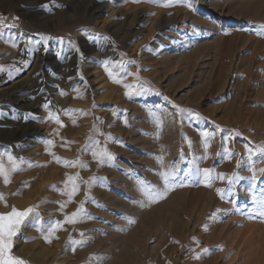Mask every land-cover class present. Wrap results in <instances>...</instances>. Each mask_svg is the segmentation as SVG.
<instances>
[{
	"label": "rangeland",
	"instance_id": "1",
	"mask_svg": "<svg viewBox=\"0 0 264 264\" xmlns=\"http://www.w3.org/2000/svg\"><path fill=\"white\" fill-rule=\"evenodd\" d=\"M192 5L0 0V17L16 25L0 28L8 49L0 56V159L10 168L6 153L18 162L23 158L9 183L0 177V213L12 207H35L38 213L13 238L12 255L26 264H112L115 259L119 264H264V219L247 215L253 207L250 196L264 190V154L256 150L264 146V36L256 34V26L264 24V0H192ZM11 32L25 37L44 33L63 37L65 43L52 39L44 47L18 38L12 47ZM69 40L75 47H69ZM105 61L114 76H124L122 83L109 77ZM141 82L153 91L125 95L123 84ZM46 101L63 127L48 119ZM173 105L189 110L182 123ZM66 109L82 111L66 115ZM247 109L256 117L245 126ZM27 113L34 116L25 120ZM204 131L210 134L207 148ZM108 134L106 147L116 159L101 166L91 156V147L96 140L103 147ZM53 154L79 159L88 167L65 166ZM173 165L186 186L148 205L138 183L145 180L163 190L158 173ZM250 167L262 169L255 188ZM197 168L212 170L211 187ZM219 173L240 177L224 199L216 190L229 185L215 178ZM77 175L82 181L107 179L90 189L97 203L85 202L89 186L80 183L72 202L61 209L68 199L61 194L65 181ZM82 202L95 218L64 224L56 238L46 242L47 229ZM131 253L138 263L128 258Z\"/></svg>",
	"mask_w": 264,
	"mask_h": 264
},
{
	"label": "snow or ice",
	"instance_id": "2",
	"mask_svg": "<svg viewBox=\"0 0 264 264\" xmlns=\"http://www.w3.org/2000/svg\"><path fill=\"white\" fill-rule=\"evenodd\" d=\"M133 3H139L140 0H132ZM149 2L153 3H159L160 5L164 7H170L174 6L175 4H183L188 6L189 8H192V0H149ZM8 28L9 30L16 27V25L13 24H5L4 18L0 17V28ZM256 34L258 36H264V24H259L256 26ZM18 38H24L25 42L31 45L35 46H44L47 47L48 43L52 39H56L59 43L63 44L65 43V40L63 37L54 38L51 37L48 34L44 33H36L35 36H26L24 33L17 34L16 32L10 33V38L8 42L11 44L12 47H17V39ZM98 39H108L107 37H99ZM67 44L69 47H75L72 44V41H67ZM76 51L79 52V49L76 48ZM129 63H133L132 61H129ZM105 70L108 72V75L110 78L113 79L115 83H122V80L124 79V76H114L113 72L109 70V64L107 61L104 62ZM4 70V66H0V71ZM126 75H132V73H126ZM71 79V78H69ZM81 80H83V77L81 76ZM55 87L59 88L58 85H55ZM123 87L126 89L125 95L131 98L133 95H141L146 92L153 91L150 87L147 86L146 82H141L139 84H123ZM43 91V89H41ZM61 95H64L65 93L61 91ZM159 94V93H157ZM165 100H168L167 97H164ZM171 103V102H170ZM50 104L51 101H46V103L43 105L45 109H49V117L48 119H55V122L59 124L61 127H63L62 121L59 119V116L55 113H53L50 110ZM176 114L181 117V123L183 122V116L190 114L189 110L181 108L178 105H173ZM74 111H82V110H73V109H66L65 114H71ZM150 115L156 117V113L154 111H150ZM34 116L33 113H27L25 115V120L28 119V117ZM75 123V121H73ZM156 124L157 127H162V121L157 117L156 118ZM102 134V133H101ZM202 137L204 138L205 148L208 146V138L209 133L207 131H204L201 133ZM236 135H239V133H236ZM111 138V134H108V137L106 138L105 145L103 147L100 146V141L96 140L93 142V145L91 147V156L93 159L101 166L104 164L111 165V162L116 159L115 155L107 150V139ZM157 138H159L157 134ZM47 144H52L53 142L51 140L46 141ZM70 143V142H69ZM189 146H191V141H189ZM88 147L85 148V151H88ZM260 153L264 154V146L258 147L256 149ZM231 153H229V156ZM6 158L8 163L11 165L10 168L6 167L3 160L0 159V177H3V180L5 184L10 182V176L11 173L19 170V164L23 163V158L19 159V162L17 161V158L11 153H6ZM53 158L56 160L57 163H61L65 166L75 167L79 165L80 168H87V163L80 161L79 159L75 161L71 160H64L60 157H56L53 154ZM158 162L161 164L163 163V157H157ZM239 163V162H238ZM31 166V165H30ZM252 172L251 176V182L252 187L255 188L257 184V172L254 169V167H250L249 169ZM264 171V170H262ZM197 172H202L204 175V180L206 182V186L211 187V180L214 178L212 176V170L211 169H199L197 168ZM191 170L185 173V175H190ZM158 175L162 179V183L164 185L163 190L160 188L152 185L150 182H147L145 180L140 181V187L139 191L141 194L146 198L147 204L157 203L160 200L166 198L168 191L173 190L176 187H183L186 186L184 182L179 181V171L175 168L173 165L170 168H162ZM221 181H227V184L229 187L227 189H217V194L220 196L221 199L225 198L226 192H231L232 186L234 183L240 179L237 175L228 176L225 173H219L217 174V177ZM106 177H91L88 181H82L80 180L79 176L77 177H68L65 181V190L61 192L62 195H66L68 197L67 201L60 204V208L64 209L67 205V203L72 202L74 196L79 192V185L80 183H86L89 186V191L85 192L86 201L91 200L93 203H97L93 198L90 196V189L91 187L98 183L99 181L106 180ZM68 185H71V187H68ZM0 199H3L2 194H0ZM253 207L251 211L247 213L248 217L250 219L253 218H260L264 219V190H261L260 194L253 193L251 196ZM85 202H82L81 205L77 208V210L70 215H66L63 221H55L54 224L47 229V232L44 234L43 238L46 242L51 243V238H56L54 234L56 231L61 229L64 224H76L82 222L84 219H94L95 217L91 216L87 213V210L84 208L83 204ZM133 203H139L141 207L147 206L143 201H133ZM97 206H99L97 204ZM219 211V210H218ZM33 214L38 216V213H36L35 207H28L23 210H18L16 207H12L11 211L8 213H0V264H26V262L18 257H15L12 255V247H13V238L18 234L20 231L21 226L25 223V221L32 216ZM129 223H134L135 221L131 218H128ZM37 224H39V220L37 221ZM207 228V225L204 226ZM84 234L81 233V236ZM73 245L83 243V241H73ZM73 251H75V247H73ZM205 252L208 251V249H204ZM199 258V257H197Z\"/></svg>",
	"mask_w": 264,
	"mask_h": 264
},
{
	"label": "bare ground",
	"instance_id": "3",
	"mask_svg": "<svg viewBox=\"0 0 264 264\" xmlns=\"http://www.w3.org/2000/svg\"><path fill=\"white\" fill-rule=\"evenodd\" d=\"M262 16V15H261ZM260 20V19H259ZM157 29H159V28H157ZM5 47H6V45H5V41H4V39H3V37L1 36V34H0V56L4 53V52H6L7 50L5 49ZM257 47V46H256ZM255 49V48H254ZM6 50V51H5ZM39 57V56H38ZM174 64V63H173ZM208 75V74H207ZM206 79V78H205ZM21 81V80H20ZM32 81V80H31ZM23 82H24V80H23ZM22 82V83H23ZM28 82H30V81H28ZM32 83H33V81H32ZM17 84V83H16ZM26 85H28V84H26ZM25 85V86H26ZM23 86V85H22ZM24 86V87H25ZM30 86V85H29ZM27 88V87H26ZM30 89V88H29ZM33 89V88H32ZM19 90V89H18ZM29 91V90H28ZM27 91V92H28ZM22 92V91H21ZM20 93V92H19ZM248 95V97H249V95H250V93H247ZM21 96V95H20ZM24 96V95H23ZM22 96V97H23ZM22 99V98H21ZM12 100V99H11ZM235 100V99H234ZM9 102V101H8ZM15 102V101H14ZM237 102V101H236ZM15 103H17V102H15ZM249 103V102H248ZM12 104H13V102H12ZM34 106V105H33ZM244 107V106H243ZM97 113V112H96ZM246 114H244V115H246L245 116V120L243 121V120H241V121H243V122H245V124H242V125H245V126H248V125H250V124H252V121H253V119L256 117L255 116V113L252 111V110H250V109H247V112H245ZM234 116V115H233ZM235 117H237V116H235ZM244 117V116H243ZM263 118V117H262ZM258 120V119H257ZM264 121V120H263ZM261 123H263L262 121L260 122V124ZM254 124V123H253ZM254 125H256V124H254ZM264 125V124H263ZM244 126V127H245ZM260 126V125H259ZM249 127H251V126H249ZM31 128V127H30ZM40 129V128H39ZM257 129V128H256ZM251 139V138H250ZM170 140V139H169ZM260 140V139H259ZM172 141V140H171ZM174 141V140H173ZM162 143H164L163 141H162ZM259 143V142H258ZM264 143V142H263ZM257 145V144H256ZM260 146V145H259ZM122 152V151H121ZM256 152V151H255ZM118 153V152H117ZM126 156H127V154H126ZM261 157V156H260ZM133 158V157H132ZM130 160V159H129ZM259 162V161H258ZM150 164V163H149ZM248 164V163H247ZM260 165H261V167L263 168V164H261V163H259ZM155 166V165H154ZM257 166H259V165H257ZM164 167H165V165H164ZM256 167V166H255ZM260 167V168H261ZM155 168V167H154ZM260 168H259V170H260ZM153 169V168H152ZM247 170H248V168H246ZM244 170L245 172L247 171V170ZM254 169H256V168H254ZM234 170V169H233ZM258 170V171H259ZM262 170V169H261ZM260 170V171H261ZM258 171H257V169H256V172L258 173ZM234 172V171H233ZM133 173V172H132ZM252 173V172H251ZM250 173V174H251ZM123 174V173H122ZM242 174V173H241ZM260 174V173H259ZM258 174V175H259ZM261 174H262V172H261ZM260 174V175H261ZM248 175V174H247ZM150 176V175H149ZM251 176V175H250ZM125 177V176H124ZM128 177V176H127ZM260 177V176H259ZM126 178V177H125ZM179 179V178H178ZM262 179V178H261ZM156 181V180H155ZM250 181V180H249ZM262 181H264V180H262ZM124 182V181H123ZM126 182V181H125ZM132 182V181H131ZM215 182V181H214ZM258 182V181H257ZM161 183V182H160ZM248 183V182H247ZM249 183H251V182H249ZM261 183H263V182H261ZM260 183V184H261ZM138 184H140V183H138ZM157 184V183H156ZM159 184V183H158ZM162 184V183H161ZM227 184V183H226ZM245 184V183H244ZM160 185V184H159ZM163 185V184H162ZM249 185V184H248ZM247 185V186H248ZM251 185V184H250ZM134 186V185H133ZM140 186V185H139ZM246 186V185H245ZM263 186V185H262ZM161 187V186H160ZM261 187V186H260ZM264 187V186H263ZM162 188V187H161ZM243 189H244V186L242 187ZM250 189H251V186L249 187ZM136 189V188H135ZM139 188H137V190H138ZM250 189H247V188H245V190H250ZM258 189V188H257ZM162 190V189H161ZM213 190V189H212ZM234 190V189H233ZM242 190V189H241ZM262 190V189H261ZM131 191V190H130ZM241 192V191H240ZM249 192V191H248ZM252 192V189H251V191L249 192V194ZM258 192V191H257ZM245 193H247V192H243V195H245ZM180 194V193H179ZM239 194V193H238ZM242 194V193H241ZM249 194L248 195H245V196H249ZM252 194V193H251ZM260 194V193H259ZM140 195H141V193H140ZM176 195V194H175ZM258 195V194H257ZM242 197V196H241ZM245 199V198H244ZM250 199H251V196H250ZM119 200H121V199H119ZM243 200V199H242ZM247 200V199H246ZM249 200V199H248ZM211 201V200H210ZM147 202V201H146ZM249 202V201H248ZM207 203V202H206ZM251 203V202H250ZM161 204H163V202L161 203ZM129 205V204H128ZM128 205H127V207H128ZM134 205V204H133ZM139 205V204H138ZM149 205V204H148ZM109 206V205H108ZM124 206V205H123ZM131 206V205H130ZM135 206V205H134ZM153 206V205H152ZM156 206V205H155ZM164 206V205H163ZM231 206V205H230ZM253 206V205H252ZM151 207V206H150ZM161 207V206H160ZM203 207H204V205H203ZM126 208V207H125ZM129 208V207H128ZM134 208V207H133ZM136 208V207H135ZM149 208V207H148ZM162 208V207H161ZM160 208V209H161ZM205 208V207H204ZM232 208V207H231ZM234 208V207H233ZM246 208V207H245ZM130 209V208H129ZM140 209H142V208H140ZM132 210V209H131ZM122 211V210H121ZM143 211V210H142ZM236 211V210H235ZM136 212V211H135ZM155 212V211H154ZM100 214V213H99ZM160 214V213H159ZM130 217V216H129ZM109 218V217H108ZM235 218V217H234ZM110 219V218H109ZM143 219V218H142ZM141 219V220H142ZM236 220V219H235ZM238 220V219H237ZM263 221V220H262ZM146 222V221H145ZM236 222V221H235ZM238 222V221H237ZM96 224V223H95ZM147 225H148V222H147ZM155 225V224H154ZM97 226V225H96ZM119 226V225H118ZM153 226V225H152ZM105 227V226H104ZM136 227V226H135ZM112 228V227H111ZM264 228V227H263ZM110 230V229H109ZM133 231V230H132ZM146 231V230H145ZM106 232V231H105ZM125 232V231H124ZM141 232V231H140ZM113 234V233H112ZM135 234V233H134ZM64 236V235H63ZM113 236V235H112ZM129 236V235H128ZM101 237V236H100ZM107 237H108V235H107ZM109 238H110V236H109ZM124 238H126V237H124ZM136 238V237H135ZM134 238V239H135ZM165 238V237H164ZM98 240V239H97ZM102 240V239H101ZM130 240H133V235L131 234L130 235ZM97 242H99V241H97ZM248 242V241H247ZM129 243V242H128ZM264 243V242H263ZM140 244V243H139ZM57 245V244H56ZM131 245V244H130ZM136 245V244H135ZM248 245V244H247ZM98 246V245H97ZM245 246V245H244ZM127 247H128V245H127ZM246 247V246H245ZM94 248H95V246H94ZM103 248V247H102ZM106 248V247H105ZM108 248V247H107ZM42 249H44V248H42ZM46 249V248H45ZM128 249V248H127ZM153 249H155V247L153 248ZM253 249V248H252ZM87 250V249H86ZM254 250V249H253ZM260 250H261V247H260ZM260 250H259V252H260ZM151 251H153V250H151ZM246 251V250H245ZM252 251V250H251ZM258 251V250H257ZM262 251V250H261ZM39 252V251H38ZM84 252V251H83ZM128 252V251H127ZM143 252V251H142ZM239 252H240V250H239ZM243 252V251H242ZM241 252V253H242ZM243 253H245V252H243ZM247 253V252H246ZM253 253V252H252ZM121 254V253H120ZM126 254V253H125ZM250 254V253H249ZM261 254V253H260ZM124 255V254H123ZM128 255V254H127ZM126 255V256H127ZM244 255V254H243ZM251 255V254H250ZM255 255V254H254ZM122 256V255H121ZM262 256H264L263 254H262ZM114 257V256H113ZM171 257V256H170ZM250 257V256H249ZM119 258H122V257H119ZM128 258L132 261V262H137V260H139V258L137 259V256L135 255V254H130V255H128ZM258 258V257H257ZM261 258V257H260ZM115 259V258H114ZM113 259V260H114ZM124 259V258H123ZM143 260V259H142ZM257 260V259H256ZM264 261V260H263ZM104 262V261H103ZM114 263H112V264H119V260L118 259H115V261H113ZM124 262V261H123ZM123 262H122V264H123ZM250 262V261H249ZM248 262V263H249ZM62 263V262H61ZM125 263V262H124ZM138 263V262H137ZM212 263H213V261H212ZM246 263V262H245ZM255 263V262H254ZM110 264V263H109ZM143 264V263H142Z\"/></svg>",
	"mask_w": 264,
	"mask_h": 264
}]
</instances>
